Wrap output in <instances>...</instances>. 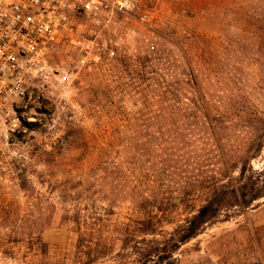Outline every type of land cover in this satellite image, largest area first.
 <instances>
[{"label": "rangeland", "instance_id": "1", "mask_svg": "<svg viewBox=\"0 0 264 264\" xmlns=\"http://www.w3.org/2000/svg\"><path fill=\"white\" fill-rule=\"evenodd\" d=\"M96 1L53 46L50 89L17 110V131L0 121V264H264V199L166 246L253 132L226 107L242 100L264 118V0H132V12ZM192 69L226 114L219 144L199 113L190 131L148 121L153 107L195 113L183 86ZM251 165L264 168V149Z\"/></svg>", "mask_w": 264, "mask_h": 264}, {"label": "trees", "instance_id": "2", "mask_svg": "<svg viewBox=\"0 0 264 264\" xmlns=\"http://www.w3.org/2000/svg\"><path fill=\"white\" fill-rule=\"evenodd\" d=\"M255 13L256 12L249 14L246 12L244 14L245 20L248 23L255 24L257 21ZM191 66L192 64L190 63L189 67ZM192 71H190L189 77L185 78L183 86L186 88V93H188L185 95L189 96V98L185 99L191 102L195 113L191 114L185 112L183 115L179 111L176 113L175 107L171 108L172 112H168L169 108L153 107L151 108L150 114L152 118L148 121L151 123L158 120L160 125H164L165 129L171 130L172 127L177 126L178 130L190 131L192 128H187V126L184 127L183 124L185 121L189 122L194 120L196 118V113H199L203 116V119H205V125H208L204 132H208L212 136V139L219 144V130L222 128L217 127V125L218 123H222L223 115L226 114L213 113L212 108L206 102V95L204 94L203 88H201L197 75ZM170 85L171 84H168L169 87ZM166 89V95L172 93L168 88ZM177 93L179 92L177 91ZM226 108V113L228 114L234 111L235 113L246 115V117L250 119L247 122L250 123L253 132L249 133V136L246 138L244 150L236 156L235 160L227 159V156L223 157V168L219 173V178L213 176L209 186L206 188L208 193L207 200L191 215V217L185 220L184 224L175 229L166 244L168 247L171 245L172 251L178 250L183 245L198 237L207 226L218 221L223 215L227 218L232 215H241L255 203L264 199V168L262 170H255L251 165L252 160L257 158L264 149V118L254 107H249L244 104L242 100ZM188 115L189 117H187ZM172 122L173 124H171ZM179 125L181 126L179 127ZM235 173H237V176H235ZM22 181H25V179ZM21 188H26L25 182L22 184ZM185 203L187 202L184 200L179 201V205H187ZM138 205L143 204L139 203ZM179 205L177 204L175 206L178 207ZM143 207L144 223L146 221L152 222V224H149L151 229L148 230V234H155L157 225L153 224V222L158 216L157 213L161 212V208L159 205L154 206L153 204ZM166 251L165 247L163 250L157 251L158 263L165 259V254L162 255V253Z\"/></svg>", "mask_w": 264, "mask_h": 264}, {"label": "built area", "instance_id": "3", "mask_svg": "<svg viewBox=\"0 0 264 264\" xmlns=\"http://www.w3.org/2000/svg\"><path fill=\"white\" fill-rule=\"evenodd\" d=\"M96 0H0V121L24 119L17 110L35 102L33 90L50 89L54 69L48 63L53 46L69 29L72 15L97 8ZM115 8L132 12V0H117ZM13 114H15L13 117Z\"/></svg>", "mask_w": 264, "mask_h": 264}]
</instances>
